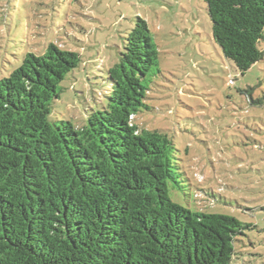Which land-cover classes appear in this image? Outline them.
<instances>
[{
    "label": "trees",
    "instance_id": "16d2710c",
    "mask_svg": "<svg viewBox=\"0 0 264 264\" xmlns=\"http://www.w3.org/2000/svg\"><path fill=\"white\" fill-rule=\"evenodd\" d=\"M203 2L243 75L264 56V0ZM123 40L106 105L80 127L49 120L80 54L49 43L0 79V264H230L242 224L174 203L173 141L134 123L158 73L147 23L136 17Z\"/></svg>",
    "mask_w": 264,
    "mask_h": 264
},
{
    "label": "rangeland",
    "instance_id": "374dc122",
    "mask_svg": "<svg viewBox=\"0 0 264 264\" xmlns=\"http://www.w3.org/2000/svg\"><path fill=\"white\" fill-rule=\"evenodd\" d=\"M136 17L153 37L158 73L134 123L173 141L181 175L170 199L236 218L243 234L230 264H264V56L242 75L214 42L203 0H0V79L49 43L80 54L49 114L80 127L106 105L107 71Z\"/></svg>",
    "mask_w": 264,
    "mask_h": 264
}]
</instances>
